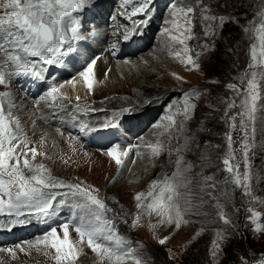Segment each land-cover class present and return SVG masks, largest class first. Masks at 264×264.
Here are the masks:
<instances>
[{"label":"rangeland","instance_id":"374dc122","mask_svg":"<svg viewBox=\"0 0 264 264\" xmlns=\"http://www.w3.org/2000/svg\"><path fill=\"white\" fill-rule=\"evenodd\" d=\"M159 1L155 0L152 12L145 11L150 17L147 24L138 23L135 27L139 31L149 29L151 32L149 38L141 39V49L133 55L127 53L128 55L118 58H112L108 53L89 57V61L95 57L118 60L127 66L121 73L115 68L110 69V62L101 76H95L94 73V87L91 90L85 87L79 72L52 81L59 89L56 106H50V97L40 102L26 98L17 87L19 76L9 78L6 74V84L0 85V92L14 91L24 102L22 106L13 102L15 107L12 112L20 119L23 131L30 141L29 148L35 147L38 152L33 159L29 151L27 159L33 165H44L51 176L65 184H78L94 190L93 194L112 209L107 215L115 218L119 234L137 247V254L143 257V264H259L264 259V231H255L253 217L248 209L261 214L257 223L264 226V81H261L262 98L258 101L255 138L249 139L250 195H245L242 187L230 182L231 174L225 170L222 161L229 152L226 133L231 131L232 150L236 157L233 163L240 164L241 174L245 171L241 151L244 134L239 127L232 130L225 115L227 103L233 99L239 102L240 97L228 89L227 84L236 83L241 89L245 86L241 84L240 77L250 62V45L254 40L251 39L252 32L246 33L244 28L249 27L250 21L257 18L258 10L264 7V0H201L198 6L196 0ZM186 3L192 4L195 12L189 13L187 18L178 14V23L184 25L185 20L190 19V34L194 38L185 40L182 45L171 41L169 36L179 35L172 23V6ZM88 4L94 6L90 13L93 21H96V28L107 35V42L121 39L125 29L120 27L121 20L115 18L118 6H113V0H88L86 6ZM119 5L120 8L133 5V11L140 7L136 2L127 0H121ZM205 7L209 10L206 14L217 19L204 20L201 11ZM2 14L3 10L0 9V15ZM220 16L225 17L223 22L220 21ZM133 22L139 20L135 19ZM166 28L168 33H164ZM185 47L189 51L185 52ZM176 52L180 55L176 56ZM197 53L200 54L198 59ZM188 56L193 57L192 64L186 62ZM74 76L79 77L80 81L82 93L78 96L79 100L72 93L69 84H65ZM63 84L65 85L60 87ZM196 91L199 95L189 98V103L194 104L195 108L189 110L190 118L185 121V93ZM4 102L7 109V98ZM127 106L131 107L135 119L132 122L129 120L130 125L136 130L132 135L127 130L134 148L128 157H121L124 159L123 166L117 165L107 154L108 151L85 147L78 143L73 133L56 125L63 117L71 116L99 128L112 113ZM47 110L49 115L44 116L45 121L51 124L49 127L62 131L59 140H48L47 132L51 130L44 127L47 124H44V119L38 114V111L44 114ZM227 111L228 116H231L239 109ZM56 113H59V117ZM171 113H176L174 118L177 126H169V122L164 119ZM181 121H184L182 133L178 131ZM185 138L187 147L182 155L184 164L192 165L191 171L186 174L192 178V203L200 205L202 198L204 203L199 210L207 215L189 214L186 217L188 222H182L177 229L174 224L160 223L161 217L155 212L148 214L146 207L138 208L135 196L139 193L147 194L156 180H162L175 171L176 149L185 144ZM156 144L162 146V151L158 156H153L148 145ZM120 148L122 149L117 150L118 152L126 149ZM169 153L172 155L169 156ZM22 159L23 157L21 162ZM24 172L25 175L32 174L27 169ZM206 177L211 179L205 180ZM226 180L229 182L226 183ZM201 187L204 188L203 192L200 191ZM50 191L65 193L68 190L60 188ZM207 193H211V196ZM151 200L152 197H146L141 203L146 206ZM75 203L76 198L59 195L46 216L48 223H51L50 215L56 219L55 227L61 239L63 230L59 225L72 215ZM217 203L220 208L216 207ZM28 211L35 210H24L25 213ZM220 211L224 212L230 223L225 224L220 219ZM29 214L31 213L24 216L25 222L31 225L37 223L38 226L35 221L38 218ZM2 215H7V212ZM7 219L14 222L16 217H7L6 222ZM9 223L2 226V229L18 224ZM218 232L222 238L217 237ZM69 233L72 242L79 249V258L75 264H101L96 254L87 247L86 241L79 243L80 238L71 226ZM33 236L1 243L0 264H57L55 251L42 242L45 234ZM0 237L3 239L4 234ZM165 237L166 243L160 244L159 240ZM213 240L219 245L218 249L213 248ZM139 244L143 247H139ZM103 264L110 262L104 260ZM124 264H134V261L128 259Z\"/></svg>","mask_w":264,"mask_h":264},{"label":"snow or ice","instance_id":"6c2138e0","mask_svg":"<svg viewBox=\"0 0 264 264\" xmlns=\"http://www.w3.org/2000/svg\"><path fill=\"white\" fill-rule=\"evenodd\" d=\"M200 2L201 0H196L197 6ZM87 3L88 0H0V9L3 10V14L0 15V85L6 84V74L9 78L33 75L42 79V72L37 70L38 64L54 65L60 62L62 57L75 53L77 48L74 42L84 39L79 34L80 24L77 14L84 9ZM146 7L145 4L136 8L132 16L143 13ZM208 11L206 7L201 11L204 20L217 19L215 16L207 15ZM194 12L195 8L190 3L172 6V23L179 35H170L171 41L183 45L185 40L194 38L190 34V19H186L184 25L178 23V14H183L187 18L189 13ZM256 16V19L250 21V26L244 28L246 33L252 32L251 39L254 40L250 45V62L240 77L241 84L245 86L241 89L236 83L227 84V88L235 92L240 99L239 102L236 99L228 102L226 108L227 110L238 108L239 111L231 116H228L227 110L225 112L230 121V128L236 130L239 127L244 134L241 151L245 171L241 174L240 164L233 163L236 157L232 150L231 131L226 133L229 152L222 163L225 170L231 174L230 182L242 187L245 195H250L249 139L254 140L255 138L258 101L262 98L261 81H264V7L258 10ZM219 19L223 22L225 17L220 16ZM136 24L137 22H133V28L125 29L123 35L125 41L133 35ZM139 24H147V20L140 21ZM168 32L167 28L164 29V33ZM205 34H208L207 30ZM116 47L115 43L111 45L113 54H115ZM184 51L187 52L189 49L185 47ZM175 55L179 56L180 53L176 52ZM199 55L197 53V59ZM98 59L99 57L92 58L78 73L89 90L94 87V65ZM186 62L192 64L193 57L188 56ZM58 91V87L53 84L39 99L46 100L50 97L53 102L50 106H56ZM198 95V91L185 93L183 102L185 121L190 118L189 110L195 108L194 104L189 103V98ZM10 97L11 93L0 92V214L7 210L9 217H19L24 214L25 209H29L48 216L57 196L70 195L76 198V203L72 215L59 225L63 230V238H59L56 227H52L42 241L55 251L57 264H75L79 258V249L70 238V226L78 234L79 243L83 244L86 241L87 247L96 254L101 264L104 260H108L110 264H124L128 259L134 261V264H143V257L137 254V247L133 246L131 240L119 234L115 218L107 215L112 212V209L93 194L94 190L83 188L78 184H65L51 176L44 165H33L27 159L29 151L33 159L38 152L35 147L29 148L30 141L23 131L20 119L12 112L15 104ZM5 98L8 99L7 109ZM175 115L176 113H171L164 117L169 122V126H177ZM238 118L239 124H237ZM183 126L184 121H181L178 125V131L181 133L184 131ZM86 129L87 125H82L80 131L84 132ZM119 147L116 145L109 148L107 154L115 160L117 165L123 166L124 159L121 157H128L134 146L128 145L121 152L117 151ZM186 147L187 138H185V144L176 149L175 171L170 176L166 175L162 180H156L147 194L139 193L135 196L138 208L146 207L148 214L155 212L161 217L160 223L174 224L177 229L181 227L182 222H188L186 217L189 214L207 215L199 210L204 203L202 198L200 205L192 203L193 192L190 187L192 178L186 175L191 171L192 165L190 163L185 165L182 155ZM148 148L153 156H158L162 151V146L158 144L148 145ZM171 155L172 153H169V156ZM21 157H23L22 162ZM25 169L32 174L25 175ZM210 179L211 177L205 178V180ZM229 180H226V183ZM60 188H67L68 191L65 193L50 191V189ZM181 189H187V191H181ZM200 191L203 192L204 188L201 187ZM207 195L211 196V193ZM146 197H152V200L145 206L141 202ZM213 199L217 198L213 197ZM216 207L221 206L217 203ZM248 211L253 217L252 223L255 224V231H264V226L257 223L261 214L251 208ZM219 217L225 224L230 223L223 211L219 212ZM138 220L139 216L136 217V221ZM217 237L222 238L220 232L217 233ZM166 241L167 237L160 239L159 243L163 245ZM139 247L143 245L139 244ZM213 248H219L216 240H213ZM212 254L215 256V251ZM259 264H264V259L260 260Z\"/></svg>","mask_w":264,"mask_h":264},{"label":"bare ground","instance_id":"6f19581e","mask_svg":"<svg viewBox=\"0 0 264 264\" xmlns=\"http://www.w3.org/2000/svg\"><path fill=\"white\" fill-rule=\"evenodd\" d=\"M159 1V0H157ZM130 2V1H129ZM160 2V1H159ZM162 3V1H161ZM161 5V4H160ZM133 6V5H132ZM102 8H104V6H102ZM138 25V24H137ZM136 25V26H137ZM151 32H149V29H144L143 31H139L138 29L135 28L134 32H133V38H138L136 40L140 41L141 43H143V41H141L142 38H149ZM140 46V44L138 45ZM106 59V60H105ZM110 58H101L99 59L98 63L96 62V65H94V73H95V76L97 75H100L101 76V73L103 72V70L107 67V66H110L108 65L110 62H111V66H110V69L112 68H115L117 71H119L120 73L123 71V68L124 67H127V66H124L125 64L124 63H120L118 62V60H109ZM113 70V69H112ZM9 82V81H8ZM80 81H79V77H76L74 76L71 80H68L66 81V85L69 84V88L71 89L72 93L74 94L75 97H78L81 95V89H80ZM63 84V86L65 85ZM13 89V88H12ZM9 91V90H8ZM15 91H17V89L15 88ZM14 92V91H13ZM11 93V101L12 102H15L16 105H19V106H22L23 105V101L22 99H20L18 97V95L16 94V92L14 93ZM30 100V99H29ZM36 100V99H35ZM40 99H38L37 101H39ZM31 101V100H30ZM7 102H8V99H7ZM35 101H33L34 103ZM32 103V104H33ZM127 104V103H125ZM34 106V104H33ZM44 124H47L44 125ZM44 127L51 130V132H47V136L49 137L48 140H51V139H55V140H59V135H62V131H57L51 127H49L51 124L49 122H44ZM43 133V132H42ZM46 136V137H47ZM54 142V141H53ZM55 143V142H54ZM44 144V143H43ZM43 146V145H42ZM46 146V145H45ZM49 147V146H48ZM44 148V147H43ZM45 150V149H44ZM49 150V149H48ZM52 150V148H51ZM71 152V151H70ZM33 225L36 224L37 226V223H32Z\"/></svg>","mask_w":264,"mask_h":264}]
</instances>
